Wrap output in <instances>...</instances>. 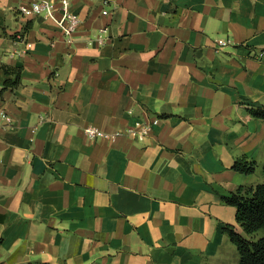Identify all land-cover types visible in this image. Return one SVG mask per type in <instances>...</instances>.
I'll list each match as a JSON object with an SVG mask.
<instances>
[{"label": "crops", "instance_id": "obj_1", "mask_svg": "<svg viewBox=\"0 0 264 264\" xmlns=\"http://www.w3.org/2000/svg\"><path fill=\"white\" fill-rule=\"evenodd\" d=\"M30 1L0 0V264H238L221 197L264 181V0H71L69 44Z\"/></svg>", "mask_w": 264, "mask_h": 264}, {"label": "trees", "instance_id": "obj_2", "mask_svg": "<svg viewBox=\"0 0 264 264\" xmlns=\"http://www.w3.org/2000/svg\"><path fill=\"white\" fill-rule=\"evenodd\" d=\"M6 72L14 70L6 69ZM9 85L16 86L17 81L9 82ZM248 113L252 118L264 120V106L249 108ZM233 168L241 173H250L254 170V162L237 158ZM221 198L225 204L235 208L236 222L242 231L238 233L229 225L224 227L236 247L238 264H264V181L254 187H239Z\"/></svg>", "mask_w": 264, "mask_h": 264}, {"label": "built area", "instance_id": "obj_3", "mask_svg": "<svg viewBox=\"0 0 264 264\" xmlns=\"http://www.w3.org/2000/svg\"><path fill=\"white\" fill-rule=\"evenodd\" d=\"M70 2L71 0H31L29 4L20 6L18 13L22 17L43 16L50 20L69 44L74 40V36L80 25L78 15L70 10ZM99 2L102 6L108 5V0H99ZM102 14H108L107 10H103ZM98 40L102 41V37L99 36ZM215 44L217 47H222L226 45V41L218 39L215 41ZM2 121L10 123V117L5 112L0 111V124ZM157 123V118L147 121H136L133 125L111 134H107L95 126H88L84 128V134L91 139H115L120 136H127L134 140L142 141L151 132L152 126Z\"/></svg>", "mask_w": 264, "mask_h": 264}]
</instances>
